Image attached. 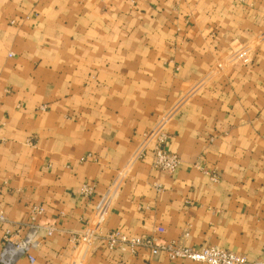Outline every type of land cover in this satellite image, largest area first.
Wrapping results in <instances>:
<instances>
[{
  "label": "crops",
  "instance_id": "1",
  "mask_svg": "<svg viewBox=\"0 0 264 264\" xmlns=\"http://www.w3.org/2000/svg\"><path fill=\"white\" fill-rule=\"evenodd\" d=\"M175 106L177 172L129 166ZM0 212L37 243L12 264H195L71 244L94 227L264 260V0H0Z\"/></svg>",
  "mask_w": 264,
  "mask_h": 264
},
{
  "label": "built area",
  "instance_id": "2",
  "mask_svg": "<svg viewBox=\"0 0 264 264\" xmlns=\"http://www.w3.org/2000/svg\"><path fill=\"white\" fill-rule=\"evenodd\" d=\"M178 111L179 106L172 108L158 120L152 129L144 134L139 147L130 160L129 166L137 161L145 159L149 153L153 156L152 166L155 170L168 174L177 172L181 165V158L172 153L169 149L171 136L167 128ZM126 169H128V167ZM125 171L126 170L119 174L108 194L102 200L98 208V216H100V218L105 216L111 200L121 190L124 184ZM213 179H216L215 176H213ZM92 189L93 188L86 186L83 190V194L85 196L91 195L93 193ZM44 212L45 210L41 206L33 207L31 212L32 222H35L36 218L43 215ZM0 227H6L4 234V252L1 264H12L13 259L18 255H29L30 251L37 244L33 237L29 235L19 239L18 242H13V237L16 235L19 238L24 228L11 224L3 212H0ZM31 230H33V228H31ZM51 230L52 228L49 229V235L51 234ZM71 244L76 249L85 250V254L92 249L101 248L109 252L137 255L139 250L146 249L149 250L153 256L165 254L171 261H188L195 264H264V260L251 262L244 256L219 247H205L200 249L188 248L176 242L157 243L156 240L152 238H129L121 232H106L95 227L88 228L80 236L74 237L71 240ZM29 259L30 262H35L32 256H29ZM73 264L81 263L75 262Z\"/></svg>",
  "mask_w": 264,
  "mask_h": 264
}]
</instances>
